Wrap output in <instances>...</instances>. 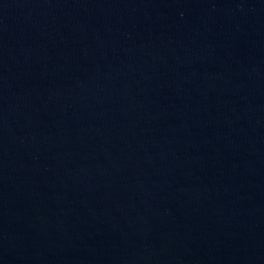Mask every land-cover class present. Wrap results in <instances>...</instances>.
<instances>
[{
  "label": "water",
  "instance_id": "obj_1",
  "mask_svg": "<svg viewBox=\"0 0 264 264\" xmlns=\"http://www.w3.org/2000/svg\"><path fill=\"white\" fill-rule=\"evenodd\" d=\"M0 264H264V0H0Z\"/></svg>",
  "mask_w": 264,
  "mask_h": 264
}]
</instances>
